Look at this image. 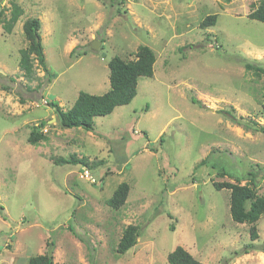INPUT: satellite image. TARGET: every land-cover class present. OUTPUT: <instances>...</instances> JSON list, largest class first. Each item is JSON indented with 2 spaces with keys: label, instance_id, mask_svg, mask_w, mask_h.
I'll return each instance as SVG.
<instances>
[{
  "label": "rangeland",
  "instance_id": "obj_1",
  "mask_svg": "<svg viewBox=\"0 0 264 264\" xmlns=\"http://www.w3.org/2000/svg\"><path fill=\"white\" fill-rule=\"evenodd\" d=\"M259 1L0 0L6 20L21 10L11 32L0 24V264L43 254L168 264L177 246L203 264H264V214L251 240V225L231 219L230 192L213 186L253 170L264 197V74L244 68L264 67V24L247 17ZM208 15L216 23L202 29ZM28 18L40 21L48 75L36 61L31 76L19 67ZM139 46L156 61L133 100L95 117L93 131L60 128L50 103L68 110L80 91L107 92L108 61L133 60ZM34 128L43 138L31 145ZM70 155L102 164L52 161ZM122 182L130 190L115 210L107 200ZM128 225L141 234L120 255Z\"/></svg>",
  "mask_w": 264,
  "mask_h": 264
},
{
  "label": "trees",
  "instance_id": "obj_2",
  "mask_svg": "<svg viewBox=\"0 0 264 264\" xmlns=\"http://www.w3.org/2000/svg\"><path fill=\"white\" fill-rule=\"evenodd\" d=\"M230 1V0H226ZM5 10L0 8V24L6 32H11L13 24L21 15L18 6L13 5L11 9L10 19L4 17ZM247 17L264 24V0H260L258 4L252 5ZM217 15H208L203 19L201 28H208L215 25ZM40 21L38 18H28L24 21L22 29L27 47L20 52L19 67L27 76H31L33 72V62L48 75V69L43 53L42 40L40 35ZM156 57L151 48L147 46H139L135 52L133 60H124L117 56L112 57L107 67L109 69V89L101 95L89 94L80 91L76 100L68 110H63L58 104L51 102L50 105L54 109L55 118L60 128L71 129L81 128L87 132L93 131L94 118L109 115L116 107L129 104L136 95L138 79L140 77L150 78L153 76L154 64ZM244 68L247 71H254L258 74H264V67L253 63L245 62ZM192 102H195L191 99ZM261 114L264 119V100L261 105ZM247 127V125H245ZM248 128V127H247ZM264 132V125L257 128ZM254 128V130H257ZM43 138V133L34 128L27 138V142L36 145ZM206 158L201 161V165L206 163ZM55 165L71 164L82 165L87 168L96 164L101 165L102 161L90 163L84 157H76L70 155L68 158L55 157L52 158ZM251 177L253 180L249 183L241 185L240 182L245 178ZM257 173L252 170L247 174L239 176L234 182H216L213 184L216 190L226 189L229 195V212L231 219L238 224H249L250 238L256 240L258 238L256 224L264 214V197L259 196L256 192L254 179ZM130 187L127 183H120L113 191L111 197L107 200V205L112 209L122 207L129 193ZM141 234L140 227L137 225H128L122 233L117 244V254H124L126 251L134 247L137 239ZM250 249L253 248L249 245ZM248 250V249H247ZM245 252H247L245 250ZM168 264H203L196 260L188 251L181 246H177L167 255ZM27 264H54L51 254H43L30 257Z\"/></svg>",
  "mask_w": 264,
  "mask_h": 264
},
{
  "label": "water",
  "instance_id": "obj_3",
  "mask_svg": "<svg viewBox=\"0 0 264 264\" xmlns=\"http://www.w3.org/2000/svg\"><path fill=\"white\" fill-rule=\"evenodd\" d=\"M100 45V43L99 42H97V41H92L91 42V44H90V49L92 50V51H96L97 49H98V46ZM55 120V119H54Z\"/></svg>",
  "mask_w": 264,
  "mask_h": 264
}]
</instances>
